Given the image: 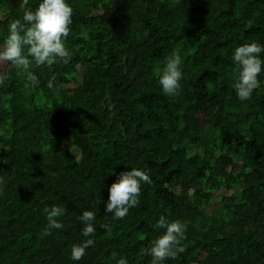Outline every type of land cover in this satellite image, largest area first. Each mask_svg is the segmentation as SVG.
<instances>
[{
	"label": "trees",
	"instance_id": "obj_1",
	"mask_svg": "<svg viewBox=\"0 0 264 264\" xmlns=\"http://www.w3.org/2000/svg\"><path fill=\"white\" fill-rule=\"evenodd\" d=\"M66 2L68 64L35 68L38 87L0 67V264H116L113 252L151 264L161 215L187 225L185 251L163 264H264V72L241 101L232 60L243 44L264 46V0ZM20 4L0 0V46ZM173 52L183 74L175 97L159 84ZM53 74L59 91L47 88ZM132 168L151 183L113 219L108 190ZM54 205L66 208L64 227L41 238ZM84 210L97 213L95 246L73 261L71 246L87 239Z\"/></svg>",
	"mask_w": 264,
	"mask_h": 264
},
{
	"label": "clouds",
	"instance_id": "obj_2",
	"mask_svg": "<svg viewBox=\"0 0 264 264\" xmlns=\"http://www.w3.org/2000/svg\"><path fill=\"white\" fill-rule=\"evenodd\" d=\"M20 8L23 11L22 19H14L8 27V35L0 46V65L10 63L14 68L21 70L26 75L32 87L40 85L39 78L34 74V69L39 67L51 68L52 65L62 62L68 64L71 53L66 46V40L71 34L73 8L66 0H42L33 10L29 0H21ZM264 53V46L258 43L243 44L234 50L232 60L237 70L236 81L233 85L238 98L245 101L259 86V76L264 72V60L260 58ZM182 63L179 53L173 52L166 58L159 84L165 95L175 97L180 94V81L183 74L180 68ZM6 76L0 75V84ZM47 88L59 91L57 76L53 74L47 82ZM0 178V184H3ZM151 183L150 176L145 170L132 168L130 171L121 172L109 188L108 202L105 211L113 213V219L122 220L129 210L139 204L142 184ZM46 213L47 224L41 232V238L52 234V230H61L64 227L58 218L66 215L64 205H54L43 209ZM78 219L84 224L82 235L93 236L96 232L94 221L97 213L84 210ZM156 228L166 229L158 237L149 250L152 257L151 264H163L169 258L176 259L185 248L182 241L186 239L187 225L180 221H169L161 215ZM101 228L111 233V224H101ZM95 241L87 238L79 244L71 246V259L80 261L87 254L89 247H94ZM118 253L113 252L112 258L116 264H128L124 257L116 259Z\"/></svg>",
	"mask_w": 264,
	"mask_h": 264
},
{
	"label": "rangeland",
	"instance_id": "obj_3",
	"mask_svg": "<svg viewBox=\"0 0 264 264\" xmlns=\"http://www.w3.org/2000/svg\"><path fill=\"white\" fill-rule=\"evenodd\" d=\"M169 43H170V42H169L168 40H165V41H164V44H165V45H169ZM0 67H1L2 69H4L5 67H7V63H5V64H3V65H0ZM68 77H69L73 82L78 81V77H77V75H76L75 72L69 74ZM221 157H222L223 161H224L226 164H231L232 161H233V156H232L231 153H224V154L221 155Z\"/></svg>",
	"mask_w": 264,
	"mask_h": 264
}]
</instances>
